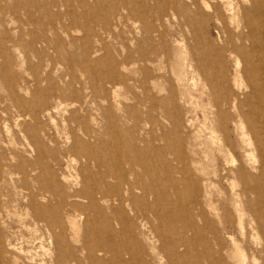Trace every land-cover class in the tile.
I'll return each mask as SVG.
<instances>
[{
	"label": "bare ground",
	"instance_id": "obj_1",
	"mask_svg": "<svg viewBox=\"0 0 264 264\" xmlns=\"http://www.w3.org/2000/svg\"><path fill=\"white\" fill-rule=\"evenodd\" d=\"M191 2L198 18L202 9L212 10L209 0ZM250 2L253 15L245 7L235 6L232 0H214L216 9L221 7L228 14L230 22L236 23V29L218 49L212 51L204 47L198 31L188 19L192 37L200 46L198 50L205 61L194 58L189 46L175 43L177 62L171 69L175 87L168 78L163 79L160 60L154 64L150 59L152 56L161 58L160 47L147 51L150 26L144 25L146 49L140 43L135 50L138 62L147 65L151 73L144 90L153 93L156 80L162 79L168 83V88L158 91L156 101L146 95L142 101L143 105L148 106V113L158 116L155 120L159 124L155 125L159 126L160 134L152 139L162 144L152 147L155 162H160L163 169L177 177L175 184L182 186V191H175L177 196L194 203V216L189 211L193 231L204 237L205 228L210 229L209 241L212 244L210 242L200 256L204 264H264V0ZM191 7L187 9L192 11ZM238 16H242L241 25L236 21ZM10 48L14 47L6 48L0 42V58L4 57L0 63V74L4 81L3 89L7 92L5 97L0 96V150L7 151L6 157L0 158V197L3 196V202L6 201L4 189L8 184L21 191L16 194L25 202L24 212L15 211L14 215L19 224L29 231L28 246L33 249L37 247L41 254L31 249H15L6 236L5 256L0 240V264H100L103 258L99 256H104L109 250L100 237L101 233L110 230L111 221L127 224L131 220L128 219V212L133 213L136 219L140 217L136 232L149 242L153 231L145 215L151 212L152 204L159 206L167 195L158 188L160 184L157 186L145 181L144 176L151 175L146 150L132 153L129 146L117 139L116 130L119 128L116 129L114 110L119 108L121 94L115 84L109 88L106 98L101 99L105 105L98 108L101 110L99 122L96 118L90 120L85 115L78 118L70 114L68 118L63 117L65 124L58 128L55 114L62 116L65 110L60 108L58 93L46 92L43 99V95L35 92L32 99H22L20 92L26 91L27 87L19 84L18 77L10 71V55L6 54ZM56 48L60 54L59 46ZM226 55L233 64L231 73ZM109 64V68L99 72L98 77L102 80H115L119 76L112 62ZM34 79L36 84L42 80L37 75ZM241 80L242 83L245 81V85L240 84ZM186 86L189 88L188 94L200 87L214 108L208 113L210 116L205 117L207 137L201 148V159H197L192 136L186 133L182 137L180 134L178 103L179 100L180 103L184 101L183 90ZM47 98L52 101L53 110L47 107ZM7 101L8 106L5 105ZM137 107L129 109L126 121L139 117ZM10 108L19 111L13 118V130L7 123ZM151 118L153 120L154 115ZM149 120H144V123ZM166 122L170 127L166 126ZM71 123H76L77 130L83 135L79 137L74 134L72 143L68 145L69 131L73 129ZM60 135H64L65 141L62 143L56 140ZM90 138L98 139L100 144L93 145L88 140ZM168 139H173V142L170 143ZM235 144L242 160L235 157ZM115 147L120 150L116 151ZM168 154L172 158H168ZM76 156L78 160L74 161ZM50 162H55L53 165L58 166L59 173L54 174L50 170ZM137 167L143 169L144 173L139 174ZM149 199L152 200L151 205ZM3 204L1 202L0 208ZM92 216L102 222L98 229L94 228ZM28 217L32 219L31 225L25 224L24 220ZM197 221L202 223L201 227L194 223ZM126 226L131 231L130 224ZM43 234H46V238ZM222 242L227 247H222ZM150 243L154 244L152 241ZM12 250L24 253L23 257H10Z\"/></svg>",
	"mask_w": 264,
	"mask_h": 264
},
{
	"label": "rangeland",
	"instance_id": "obj_2",
	"mask_svg": "<svg viewBox=\"0 0 264 264\" xmlns=\"http://www.w3.org/2000/svg\"><path fill=\"white\" fill-rule=\"evenodd\" d=\"M191 1L0 0V42H3L6 48L14 47L7 49L6 53L10 55L9 58L12 64L10 71L18 77L19 84L27 87L26 91L20 92V97L24 100H30L36 92L43 95L44 99L46 98L44 97L46 92H57L58 100L61 102L60 108L62 110L65 109L62 116L59 113L55 114L58 128H61L65 124L62 121L63 117L68 118L70 114L78 118L85 115L90 120L96 118V121L99 122L101 111L99 109L105 105L101 99L106 98L109 88L114 83L116 89L121 94L120 101L118 102L119 108L114 110L117 116L116 129L119 128L116 130V134L118 135L117 139L124 145L129 146L132 153L138 150H146V162L149 165L151 175H148L149 177L144 176L145 181L157 186L160 184L158 188L166 192L167 196L163 198L164 201L162 200L163 203L161 201L159 206L157 204L153 205L151 199L148 200L150 205L152 204V210L145 216L146 221L148 219L150 220L148 221V225L152 227L153 232L150 234L151 240L148 242L143 236L144 239L141 236V238L139 237L136 226L140 217L138 216L139 218L136 219L133 213L131 215L128 212V219L132 221L129 220L127 224H130L131 231L128 230L126 223L111 221L110 230L101 233L100 237L107 243L109 250L104 256H99L103 258L100 264H159L161 261V264H204L200 261V256L203 254V250L207 249L210 245V229L208 227L205 228L206 233L204 237L199 235L195 230L193 231L191 226L193 221L189 214L191 212V215L194 216L192 211L194 203L177 196L175 191H182L181 184H175L177 177L175 178L172 173L163 169L160 162H155L152 147L155 148L162 144L161 141L153 142L152 139L160 134L159 126H157L159 121L156 122L158 116L148 113V106L143 105L144 102L142 101L145 97L144 95L156 101V95L159 97L158 91L168 88V83L162 79L159 81L156 80L154 87L159 88L158 90L154 88L153 93L144 90L147 82L146 79L151 73L148 72L147 65L138 62V57L135 52L137 45L140 43L146 49L144 25L150 26V32L147 35L150 39L147 51H152L153 47H160L161 52L160 59H157L156 56H152L150 59L154 64H157L160 60L163 68L160 73L163 75V79L168 78L170 84H173L174 87L175 81L171 75V69L177 62L176 55L178 50L174 45L175 43L178 42V44L186 47L189 46L192 49L194 58L204 62L205 59L200 55L198 50L200 46L192 37V27L187 22L190 20L193 23L199 33V38L205 44L204 47L211 51L218 49L222 41L225 38L228 39V36L235 32L236 23L230 22L228 14H225L221 7L216 9L213 5L214 0H209L212 10L205 11L202 9L201 16L198 18V14L193 12ZM232 1L235 3V6L238 5L240 8L245 7L248 13L253 15L250 9V0ZM189 7H191L192 11L187 9ZM236 21L241 25L242 16H238ZM225 26L227 27L226 29ZM58 46L60 48V54L56 51V47ZM3 60L4 57L0 58V63ZM226 60L231 73L233 64L227 55ZM111 62L114 65L115 71L119 73V76L115 80H102L101 77H98L100 75L99 72L102 69L109 68V63ZM101 63L104 65H100ZM35 75L42 79L38 84L35 83ZM190 76L191 74L189 73L188 77ZM89 80L91 82H88ZM242 80L244 79L242 78ZM0 82V96L5 97L7 92L3 89L2 85H4V81L1 74ZM242 84L245 85V81ZM243 85L242 87H244ZM92 88L93 92L95 91L94 93L91 91ZM199 88L191 90V93L188 94L187 90L189 88L186 86L183 90L184 101L180 103L179 100L180 104L178 103L181 124L180 134L182 137L186 133L192 136L197 152V159L202 158L201 148L207 137L205 117L210 116L208 113L211 109L214 110L208 102L207 95L202 93V90ZM45 101L47 107L53 110L52 101L48 98ZM5 103V105H9L8 101ZM136 105H138L139 117L131 121H126L129 109ZM17 114H19L18 109L10 108L7 115V123L12 130L14 129L13 118ZM153 115L154 119L151 120ZM147 119H150L149 122L145 121L144 123V120ZM92 122V125H94V120ZM155 123L157 124L155 125ZM184 124H186L185 127ZM76 125V123H71L73 129L69 131L67 139L68 145L72 143L74 134L79 137H82L81 134L83 135V132L81 133L77 130ZM169 125L166 122V126L170 127ZM56 140L60 143L64 142V135L58 136ZM88 140H91L90 143L93 142V145L100 144L98 139L90 138ZM135 140L139 141L135 142ZM168 141L171 143L173 139H168ZM138 146H142L143 148H139ZM235 148V157L238 160H242V155L236 144ZM115 150L119 151L120 149L115 147ZM5 155H7V151L0 150V158L6 157ZM65 155L68 157L67 154ZM67 157H65L66 162ZM168 158H172V155L168 154ZM75 160H78L77 156L74 158ZM54 163L50 162V170L54 174H57L60 170L57 168V165H53ZM137 169L139 174L144 173L143 169L139 167ZM162 169L163 171H161ZM164 173L165 175L163 176ZM13 177L15 178V176ZM150 177L152 179H149ZM161 178L163 179L160 181ZM16 185L19 184L16 183ZM4 192L7 194L5 197L6 201L3 202V196L0 197L1 202L4 203L0 208V240L1 245H3L2 251L4 250L3 256L7 254L5 250L7 249L6 236L15 249L22 248L25 251L31 249L32 252L38 251L41 254L37 247L33 249L28 246L29 231L26 227L19 224L17 216L14 215L15 211H19V213L24 212L25 202L16 194L21 191L18 188L15 189L12 184H8ZM114 206L116 207V205ZM164 211H166L165 214ZM208 216L209 218L211 217L210 214ZM156 218L157 220H155ZM92 219L94 228L98 229L102 225L101 220L98 218L99 220L97 221L93 216ZM24 221L27 225L32 224L30 217ZM198 222L194 223L198 227H201L202 223ZM43 236L46 238V234H43ZM150 241L154 244L151 245ZM205 241L206 245L204 244ZM123 242L124 244H121ZM223 246L227 247V244L222 242ZM152 249L153 253H155L154 255ZM156 253L160 254L158 255ZM23 255L24 253L22 254L19 250H12L10 253V257H19L20 259ZM128 259H132L133 261H127ZM69 264L77 263L70 262Z\"/></svg>",
	"mask_w": 264,
	"mask_h": 264
}]
</instances>
